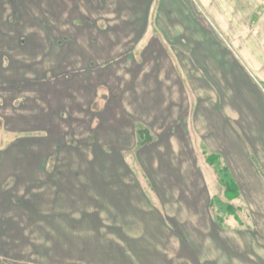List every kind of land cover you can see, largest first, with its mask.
Returning a JSON list of instances; mask_svg holds the SVG:
<instances>
[{
    "label": "rangeland",
    "instance_id": "rangeland-1",
    "mask_svg": "<svg viewBox=\"0 0 264 264\" xmlns=\"http://www.w3.org/2000/svg\"><path fill=\"white\" fill-rule=\"evenodd\" d=\"M153 2L0 0V264H264V0H156L140 41ZM164 90L182 109L173 129L190 106L205 127L228 118L249 149L243 178L228 166L240 199L205 168L203 237L163 216L184 184L156 178L161 137L128 149L131 122L160 129L146 114L156 122Z\"/></svg>",
    "mask_w": 264,
    "mask_h": 264
},
{
    "label": "crops",
    "instance_id": "crops-1",
    "mask_svg": "<svg viewBox=\"0 0 264 264\" xmlns=\"http://www.w3.org/2000/svg\"><path fill=\"white\" fill-rule=\"evenodd\" d=\"M155 6H156V0H154L151 7V9L153 8L152 14L148 16L147 20L145 21L146 30L142 34V36L139 37L140 41H144L149 36H153V37L155 36V31H154L155 17L153 16L155 12L154 9ZM115 17L116 18L112 19L114 20V22L124 20L127 16L120 17L115 14ZM133 18L135 17H130V19H125V20H129V22L132 23L133 25H137L138 20ZM97 20L108 23V21H106V18L102 19L99 17L97 18ZM106 29L112 31L111 34H115L114 31L111 30V27L108 26ZM157 30L160 37L159 35L156 36L161 38L164 44L170 45L168 40L166 39V36L160 30L159 27H157ZM170 50L174 52L171 48ZM242 61L248 67L246 60L243 59ZM179 71L183 72V70L180 69ZM182 77H184V75H182ZM184 82L185 79L182 81L183 86H184ZM162 84L164 83L162 82ZM161 97L162 100L161 101L159 100V104H158L159 107H157L158 113L157 115L153 114V119L156 122H153V120L149 121L150 120L149 116L152 115L150 114L151 109L146 114L148 118L145 116L147 118L146 120L148 124L151 123L153 124V126L155 125L158 128H160L157 130H153L154 132L152 131L156 138L154 139L153 142L149 143V145L156 144L155 142L158 136L161 137V141H162V145L157 146L158 147L157 149H159L158 151L159 153L158 152L156 153V159L152 161V163L153 162L154 164L156 163L157 164L156 167L162 166V172L161 173L159 172L156 175V178L157 176L159 177L158 179V181L160 180L159 183H163V184L165 182L167 184L170 182L177 183L176 177L179 176L180 183L184 184V188L181 191L180 188L177 191H174L173 188H171L169 194L164 195L165 197L163 196L164 198L161 199L163 216L166 219H168V221H170V224L173 227H176V225L180 226V229L176 228L177 231L184 229L185 231L199 233L203 237L204 233L212 231V225H214L209 210V206H210L209 202L211 197L210 195H212V192H210L207 186V179L204 176L205 168L209 167L211 169V166L206 162L204 150L206 149L209 152L221 154V156L224 157V159L228 163V166L232 169L233 173L237 175L239 178H243L241 177L242 172L240 170L235 171V167L236 166L239 167L241 165L240 167H242L243 169L248 168V165H250L249 149L245 146L244 142L241 141V139L236 134L234 129H230L228 118L223 117L225 119L224 121L222 120L221 123L214 122L215 124H217V126L213 125L212 122L211 125H209L210 123L207 122H210L211 119H208L206 122L207 126L205 127L204 125H202V123H199L200 121L199 115L198 117L194 116L196 114V111L193 110L190 106L189 107L186 106L183 108L184 112L186 113L185 123L180 124L179 128L173 129L172 126H177L176 123L174 124V122H176L180 116L179 113L180 111H182L181 105L177 106L176 107L177 109L175 107L173 108L171 103H168L169 106L166 105V107H163V105L165 104V99L169 98V96H165V90L163 91V95ZM185 98L187 99V97ZM189 100L190 98L187 99V103ZM131 114L133 115V112ZM227 116H229L230 118L229 113L227 114ZM160 117L162 119L161 122H159ZM131 124L133 123L131 122ZM134 128L135 125L133 124V129ZM161 129L164 130L161 132ZM132 131H133L132 133L133 136L131 139L132 144L131 146L128 147V149H133L134 147H136V132L135 130ZM164 142L168 144V147H166ZM161 153L162 155H160ZM108 154L109 153H107V150L105 149L104 155H106V157H109L107 156ZM126 157L124 159L123 156V159L125 161L123 160L121 162V165H124V163H126L127 161L132 168L134 163V158L132 157V155L127 156V153H126ZM163 159L168 160L167 164L166 161ZM262 166L264 167V165ZM175 171H177L178 176L173 174ZM236 180L238 184L241 185L240 181L237 178ZM242 181L244 184L246 183L244 179H242ZM247 182L249 181L247 180ZM259 183L263 184L264 186V182H259ZM246 199L248 200L247 197ZM202 245H204V243Z\"/></svg>",
    "mask_w": 264,
    "mask_h": 264
},
{
    "label": "trees",
    "instance_id": "trees-1",
    "mask_svg": "<svg viewBox=\"0 0 264 264\" xmlns=\"http://www.w3.org/2000/svg\"><path fill=\"white\" fill-rule=\"evenodd\" d=\"M76 23V22H75ZM64 38L73 40L74 37L72 35H65ZM135 122V121H134ZM135 132H136V146L138 148H143L147 144L151 143L155 139V135L152 132L151 128L140 121H136L135 123ZM144 127V128H143ZM204 155L206 162L211 166L212 169H214L217 178L219 180V183L221 186L224 187L225 195L230 201H233L235 199L241 198V189L240 186L234 177L233 173L229 169L228 165L223 160V157L219 153L209 152L208 150H204ZM213 200H211L210 206H213ZM218 203L221 205V208H224L225 211L228 213L229 211H233L234 206L231 203H221L220 200H218ZM230 214H233V213ZM214 222L218 227H223L222 223V217L220 219L215 216L213 213Z\"/></svg>",
    "mask_w": 264,
    "mask_h": 264
}]
</instances>
